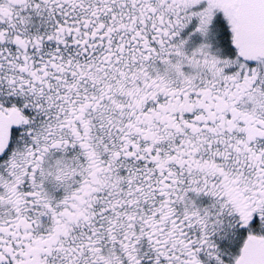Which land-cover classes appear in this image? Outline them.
Masks as SVG:
<instances>
[{"label": "snow or ice", "instance_id": "6c2138e0", "mask_svg": "<svg viewBox=\"0 0 264 264\" xmlns=\"http://www.w3.org/2000/svg\"><path fill=\"white\" fill-rule=\"evenodd\" d=\"M0 264H264V0H0Z\"/></svg>", "mask_w": 264, "mask_h": 264}]
</instances>
